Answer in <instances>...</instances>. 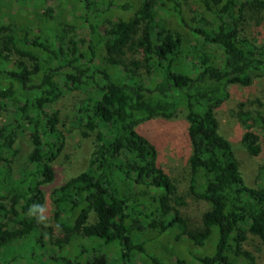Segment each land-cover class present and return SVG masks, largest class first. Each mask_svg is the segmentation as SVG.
Listing matches in <instances>:
<instances>
[{
	"label": "trees",
	"instance_id": "obj_1",
	"mask_svg": "<svg viewBox=\"0 0 264 264\" xmlns=\"http://www.w3.org/2000/svg\"><path fill=\"white\" fill-rule=\"evenodd\" d=\"M50 1L0 0V264L42 252L46 264H129L132 253L133 264H257L246 245L251 235L264 253V184H245L216 110L230 99V87L245 89L264 77V44L244 34L249 12L263 10L264 0H197L202 11L189 21L182 0H79L78 39L71 25L56 24ZM157 8L177 15L200 47L188 52L182 35L155 18ZM110 11L130 13L105 20ZM207 47L221 52L219 62ZM63 87L84 95L73 126L82 137L93 135V152L85 171L51 193L55 225L45 226L38 222L43 186L54 181L53 163L65 147L52 111ZM181 115L191 147L188 194L209 206L197 230L181 216L185 198L158 164L156 145L137 130L141 121ZM24 134L32 150L15 178ZM241 143L252 156L262 151L249 127ZM213 234L214 252L195 254ZM166 235L186 240L191 260L174 255L165 262L148 251Z\"/></svg>",
	"mask_w": 264,
	"mask_h": 264
},
{
	"label": "rangeland",
	"instance_id": "obj_2",
	"mask_svg": "<svg viewBox=\"0 0 264 264\" xmlns=\"http://www.w3.org/2000/svg\"><path fill=\"white\" fill-rule=\"evenodd\" d=\"M125 1H129L135 5L140 0H114L115 3H123ZM47 8L53 14L56 24L61 29L67 23L75 28V39H78L82 35L79 0H51ZM99 8L103 10L102 6H99ZM180 8L187 21L202 11L197 0H182ZM28 9L30 11L33 10L32 6H29ZM40 10L41 12L44 11ZM129 13L121 14L120 12L114 13L110 11L104 13L103 18L111 21L118 17L125 18L129 16ZM154 15L157 20L163 21L170 29L176 30L182 35L185 48L188 52H192L195 48L200 47L201 43L195 40L179 24L177 15L168 16L159 8L155 9ZM249 16L251 17L247 18L248 23L245 26L246 30L244 34L249 38H254L260 44H264V9L252 8ZM72 36L73 33L66 34L67 39ZM207 53L211 57H215L217 62L220 61L221 52L218 49L207 47ZM67 89L63 87V96L52 106V111H57L61 119L59 129L65 137V147L61 156L53 163L55 171L54 181L51 184L43 186L45 210L41 215L45 217L43 221L45 226L55 225L52 221L53 204L51 193L69 179L85 171L93 152V135L87 138L82 137L81 130L75 128V125L73 126V122L77 118L78 104L84 95L79 91L74 92ZM229 89L231 93L230 99L216 110L219 133L231 143L240 174L245 184L250 188H255L264 184V122L262 123V120L257 121L254 119L255 115L258 114L264 120V77L256 78L254 83L248 88L230 87ZM241 114H249L251 119L244 122ZM4 122L5 116L2 115L0 117V126ZM187 126L186 120L181 115L172 121L160 118L141 121L137 126V130L156 145L159 154L158 164L177 182L179 192L185 198L186 205L180 208L181 216L187 221L190 230H197L201 228L202 215L209 209V206L204 202L195 201L188 194L190 177L188 159L191 154V147L187 139ZM247 127L260 137L262 151L258 156L250 155L241 143L242 135ZM17 150L18 155L13 166L15 178H18L19 171H25V159L32 150L27 134H24L18 140ZM93 218L91 214L89 220L93 221ZM54 235L58 237L59 231H56ZM215 239V234H213L209 239V246L204 251L198 249L194 253L200 254L204 252L205 254H212L215 250ZM248 239L247 249L252 252L257 264H264V253L259 240L251 235L248 236ZM146 247L148 251L157 254L165 262H174V255L187 260L190 258L191 260L190 252H193L191 245L186 240H174L170 235L160 237L154 242L147 244ZM13 251L14 249L10 248V254ZM25 252L26 249H21V255H24ZM35 253L40 255L41 251ZM92 253H90L91 256L93 255ZM42 254L32 261H27L26 259L18 261L20 264H46V260L50 258L49 254L44 252ZM51 254L56 255V253ZM130 258L133 260L131 262L128 260L129 264H133L136 261L135 253H132Z\"/></svg>",
	"mask_w": 264,
	"mask_h": 264
},
{
	"label": "clouds",
	"instance_id": "obj_3",
	"mask_svg": "<svg viewBox=\"0 0 264 264\" xmlns=\"http://www.w3.org/2000/svg\"><path fill=\"white\" fill-rule=\"evenodd\" d=\"M37 207V205H33L32 206V208L30 209V213L31 214H33V215H35L36 213H35V208ZM45 209H44V207H41V211L43 212ZM45 220V217H44V215H40L39 217H38V222H43Z\"/></svg>",
	"mask_w": 264,
	"mask_h": 264
}]
</instances>
